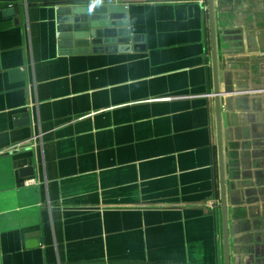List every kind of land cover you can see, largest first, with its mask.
<instances>
[{
	"label": "crops",
	"instance_id": "crops-1",
	"mask_svg": "<svg viewBox=\"0 0 264 264\" xmlns=\"http://www.w3.org/2000/svg\"><path fill=\"white\" fill-rule=\"evenodd\" d=\"M214 4L231 264H264V0ZM69 5L126 6L129 49L62 52ZM212 58L206 0H0V264H225Z\"/></svg>",
	"mask_w": 264,
	"mask_h": 264
},
{
	"label": "water",
	"instance_id": "water-1",
	"mask_svg": "<svg viewBox=\"0 0 264 264\" xmlns=\"http://www.w3.org/2000/svg\"><path fill=\"white\" fill-rule=\"evenodd\" d=\"M210 23V38L212 48L213 70H214V94L216 98L217 128H218V149L220 166V207L223 217L224 229V250L225 264H231L230 238L228 226V207L226 193L225 157L221 121V103L217 63V36L215 25V4L214 0H206ZM127 7L124 5H69L60 6L58 13L59 42L61 47H72L64 50L65 53H88L101 52L105 50L104 45L108 44V49H129L128 46L116 45L120 41L129 40V21L126 14ZM10 12V11H6ZM116 18V19H115ZM123 35L120 39L118 36ZM108 36V38H106ZM115 45H112L114 44ZM74 46V47H73ZM92 46V47H90ZM260 255V252H258Z\"/></svg>",
	"mask_w": 264,
	"mask_h": 264
},
{
	"label": "built area",
	"instance_id": "built-area-1",
	"mask_svg": "<svg viewBox=\"0 0 264 264\" xmlns=\"http://www.w3.org/2000/svg\"><path fill=\"white\" fill-rule=\"evenodd\" d=\"M201 1V3H204V0H200Z\"/></svg>",
	"mask_w": 264,
	"mask_h": 264
}]
</instances>
